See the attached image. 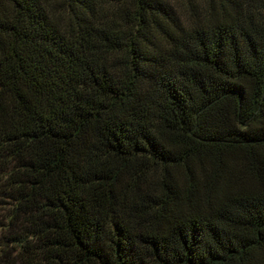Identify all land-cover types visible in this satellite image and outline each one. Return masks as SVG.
<instances>
[{
  "label": "trees",
  "instance_id": "obj_1",
  "mask_svg": "<svg viewBox=\"0 0 264 264\" xmlns=\"http://www.w3.org/2000/svg\"><path fill=\"white\" fill-rule=\"evenodd\" d=\"M0 264H264V0H0Z\"/></svg>",
  "mask_w": 264,
  "mask_h": 264
},
{
  "label": "rangeland",
  "instance_id": "obj_2",
  "mask_svg": "<svg viewBox=\"0 0 264 264\" xmlns=\"http://www.w3.org/2000/svg\"><path fill=\"white\" fill-rule=\"evenodd\" d=\"M180 1H184V0H180ZM186 1V0H185ZM197 3H199V4H202L203 5V0H197ZM183 8V10H185L184 9V6L182 7Z\"/></svg>",
  "mask_w": 264,
  "mask_h": 264
}]
</instances>
